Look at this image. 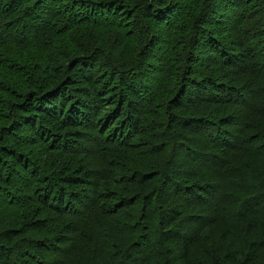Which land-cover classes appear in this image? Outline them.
I'll return each instance as SVG.
<instances>
[{"label": "trees", "instance_id": "obj_1", "mask_svg": "<svg viewBox=\"0 0 264 264\" xmlns=\"http://www.w3.org/2000/svg\"><path fill=\"white\" fill-rule=\"evenodd\" d=\"M0 264H264V0H0Z\"/></svg>", "mask_w": 264, "mask_h": 264}]
</instances>
